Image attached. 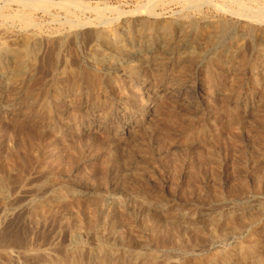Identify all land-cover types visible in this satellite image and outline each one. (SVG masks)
Listing matches in <instances>:
<instances>
[{
  "label": "rangeland",
  "instance_id": "obj_1",
  "mask_svg": "<svg viewBox=\"0 0 264 264\" xmlns=\"http://www.w3.org/2000/svg\"><path fill=\"white\" fill-rule=\"evenodd\" d=\"M61 1L1 7L33 23L0 13V264H260L264 21Z\"/></svg>",
  "mask_w": 264,
  "mask_h": 264
},
{
  "label": "bare ground",
  "instance_id": "obj_2",
  "mask_svg": "<svg viewBox=\"0 0 264 264\" xmlns=\"http://www.w3.org/2000/svg\"><path fill=\"white\" fill-rule=\"evenodd\" d=\"M78 1V0H77ZM77 1H61V2H58V6L59 7H63L64 8V11H66V13H67V18H66V23L68 24V23H72V25H74V23H75V20L73 19V17L76 15V13H77V11L78 10H82L83 8L85 9V8H88L89 6L87 5H82L79 1L77 2ZM162 1H164V0H149L148 1V5H147V7H146V9L145 10H147L148 12H152L153 11V9L155 8L154 6H155V4H157L158 5V3H161ZM180 1H182V0H180ZM184 1H186V2H188L190 5H192V6H194V7H201V6H199L200 4H202L203 2H205V1H212V0H184ZM230 2H233V4H235V5H237V7L238 8H241V10H244L245 8H248V10H247V12H246V15H249L250 17H252V19L254 18V19H260V20H262V21H264V7L262 6H259V5H256V3H255V0H229ZM13 2H17L19 5H21V6H23L25 9H30L29 11H31L32 9L33 10H40V9H43V11L45 10V11H47V10H49V7L47 8V4H46V6H45V2H46V0H5V1H3V2H0V13L2 14V17L4 18V16H6L7 18H12V19H18V21L19 20H21L22 22H24V23H33V21L31 20L32 18H30V12L28 13L27 11H26V13H25V11H22V9H24V8H22L21 10H17V11H15V14H13V13H5V12H3V10L1 9V7L3 8H6V7H8L9 8V6H11L12 4H14ZM48 3V2H47ZM50 3V2H49ZM48 3V6L50 5ZM54 3V2H53ZM57 3V2H56ZM144 3V2H143ZM229 3V2H228ZM84 4V3H83ZM90 5V4H89ZM212 5H214V4H212ZM144 6H145V4H144ZM143 6V7H144ZM46 7V8H45ZM53 7V6H52ZM157 7V6H156ZM184 7V6H183ZM223 7V6H222ZM232 7V6H231ZM11 8V7H10ZM39 8V9H38ZM110 8V7H109ZM108 8V9H109ZM230 8V7H229ZM228 8V9H229ZM115 9V8H114ZM185 9V8H184ZM188 9V8H187ZM202 9V8H201ZM233 8H231L230 10H232ZM92 10H94L95 12H96V14H97V16L100 18V19H102V18H104V13H105V9H101V8H98V6L97 7H95V8H92ZM91 10V11H92ZM115 10H117V9H115ZM155 10V9H154ZM182 10V9H181ZM200 10V9H199ZM226 10H227V8H226ZM126 11V10H125ZM125 11H123V13L125 12ZM220 11V10H219ZM235 13L234 14H239L240 16L241 15H243V12H241L240 10H238L237 8L236 9H234L233 10ZM33 12V11H32ZM229 12V11H228ZM44 13V12H43ZM93 13V12H92ZM153 13V12H152ZM152 13H151V15H152ZM1 14H0V16H1ZM32 14V13H31ZM85 14V13H84ZM83 14V15H84ZM154 14V13H153ZM163 14V13H162ZM245 14V13H244ZM80 15V14H79ZM155 15V14H154ZM160 15V14H159ZM49 16V15H48ZM59 16H60V14H59ZM65 16V17H66ZM106 16V15H105ZM118 16V15H117ZM153 16V15H152ZM248 16V17H249ZM76 17V16H75ZM97 17V18H98ZM2 18V19H3ZM55 19V18H54ZM106 19V18H105ZM68 20V21H67ZM76 20H79V19H77L76 18ZM104 20V19H103ZM251 20V19H250ZM108 21H109V19H108ZM262 21H260L261 23H262ZM2 22V21H1ZM4 22H6V21H4ZM57 22V21H56ZM58 22H60V21H58ZM81 22H82V20H81ZM111 22V21H110ZM6 23H8V22H6ZM16 23V22H15ZM18 23V22H17ZM77 23H79V22H77ZM107 23V22H106ZM169 23V22H168ZM37 24V23H36ZM39 24V23H38ZM59 24H61V23H59ZM166 24V23H165ZM11 25H12V23H11ZM30 25H32V24H30ZM63 25V24H62ZM70 25V24H69ZM168 25V24H167ZM28 26V25H27ZM71 26V25H70ZM82 26V25H81ZM21 27V26H20ZM19 27V28H20ZM38 27H40V26H38ZM44 27H46V26H44ZM75 27V26H74ZM57 28V27H56ZM167 28V27H166ZM10 29V28H9ZM26 29V28H25ZM42 29V28H41ZM21 30H22V28H21ZM27 30H29V29H27ZM58 30V29H57ZM30 31V30H29ZM58 31H60V30H58ZM140 34V33H139ZM176 45V44H175ZM180 46V45H179ZM164 47V46H163ZM22 48V47H21ZM175 48H176V46H175ZM174 50H176V49H174ZM120 51V50H119ZM138 51V48H136V51L135 52H133L132 54H130L129 55V57L128 58H126V57H123V56H119L120 58H121V60H124V59H135V56H136V52ZM121 55V54H120ZM114 58V57H113ZM120 61V60H119ZM51 64V63H50ZM49 65V64H48ZM112 67V66H111ZM110 68V67H109ZM25 73V72H24ZM171 222H173V221H171ZM172 224V223H171ZM177 228V227H176ZM184 230H185V228H184ZM227 230V229H226ZM182 231V230H181ZM24 233V232H23ZM117 242V241H116ZM109 244V243H108ZM241 244V243H240ZM239 244V245H240ZM114 247V246H113ZM113 247H111V246H109V245H102V247H101V249L99 250V252L101 251L102 253H103V255L104 256H109V257H112V255H113V252H114V248ZM242 246H240V248H241ZM251 250V249H250ZM242 251V250H241ZM249 251V250H248ZM154 255H155V253H153ZM239 254V253H238ZM153 255V256H154ZM164 255V254H163ZM245 255H248V254H245ZM244 255V256H245ZM140 256L141 255H138V256H136L137 257V259L138 258H140ZM242 256V255H241ZM259 256V255H258ZM156 257V256H155ZM169 257V256H168ZM209 257V256H208ZM240 257V256H239ZM250 257V256H249ZM105 258V257H104ZM157 258V257H156ZM167 258V257H166ZM241 258V257H240ZM254 258H256V257H254ZM262 259H260V264H264V259H263V257H261ZM107 259V258H106ZM148 260H146V262L144 263V264H156L154 261H153V259H149V257L147 258ZM158 259H159V257H158ZM112 260V259H111ZM157 260V259H156ZM168 260H169V258H168ZM249 260V259H248ZM259 260V259H258ZM171 261H173V260H171ZM201 261V260H200ZM256 261V260H255ZM157 262V261H156ZM164 262V261H163ZM198 262V261H197ZM196 262V263H197ZM242 262H245V261H242ZM247 262V261H246ZM258 262V261H257ZM173 263V262H172ZM195 263V262H194ZM220 263V262H219ZM192 264V263H191ZM220 264H222V262L220 263ZM223 264H233L230 260H229V258L228 257H226L225 256V260L223 261ZM237 264V263H236Z\"/></svg>",
  "mask_w": 264,
  "mask_h": 264
}]
</instances>
